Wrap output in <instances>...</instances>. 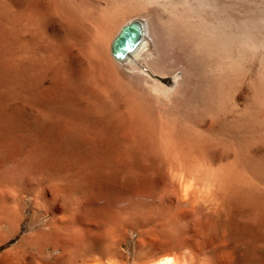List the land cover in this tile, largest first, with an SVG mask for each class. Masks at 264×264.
I'll return each instance as SVG.
<instances>
[{"label":"rangeland","instance_id":"obj_1","mask_svg":"<svg viewBox=\"0 0 264 264\" xmlns=\"http://www.w3.org/2000/svg\"><path fill=\"white\" fill-rule=\"evenodd\" d=\"M112 1L106 10L117 17L116 29L107 36L111 38L125 21L137 13L146 16L153 7L144 8L137 0ZM76 2L82 5L81 0ZM55 5V0H0V264L27 263L45 253L47 240L65 243L76 264H103L108 257L119 264H152L173 254L186 256L189 264H264V176L253 179L244 173L240 152L232 142L218 141L222 158L212 164L204 149L208 143L167 105L155 102L145 110L140 101L130 105L129 94L137 95L139 88L134 75L110 55L111 38L98 49L92 22L68 21L53 12ZM35 12L45 18L44 31H38L32 21ZM93 62L100 66V85L78 90L74 82L79 66ZM114 79L126 86L122 93L117 92ZM141 115L160 137L157 144L135 145L147 135L135 122ZM200 167L215 171L224 196L250 185L244 194L250 200L248 216L242 201L233 203V210L225 208L214 228L181 202V220L186 225L182 235L167 224L162 212L152 213V223L142 222L144 229L156 233L142 235L125 232L108 218L118 210L115 192L123 187L129 171H145L155 180L159 184L153 189L155 197L161 195L163 181L172 182L166 191L176 199L181 176L182 182L197 173L202 178L206 172L201 174ZM207 187L209 196L190 188L187 198H201L210 207L215 187ZM72 212L84 215L81 223L74 221V237L40 234L60 225ZM160 229L181 240V247H167ZM205 231L219 242L216 254L201 245ZM119 232L125 236L121 245L113 235ZM48 253L58 251L49 248Z\"/></svg>","mask_w":264,"mask_h":264},{"label":"bare ground","instance_id":"obj_2","mask_svg":"<svg viewBox=\"0 0 264 264\" xmlns=\"http://www.w3.org/2000/svg\"><path fill=\"white\" fill-rule=\"evenodd\" d=\"M81 1L80 6L76 0H55L53 12L72 22L89 19L93 24L95 34L92 33L97 39L98 49L103 48L105 40L111 38L107 36H110L109 31L115 27L117 18L106 12L110 2L106 0L102 5L94 0ZM137 2L144 8L150 4L153 7L147 11L146 16L134 12L137 16L123 21L112 36L109 47L110 55L124 71L134 75L133 82L139 88L137 95L129 94L130 105L140 101L144 104L143 110L150 108L155 102L165 104L163 107L167 105L171 111L177 112L183 123L191 126L196 133L198 132V136L208 143L204 149L212 164L222 158V153H217L216 149L218 141L232 142L240 152L244 173L253 179L259 175L264 176V152H261L264 151V0H137ZM31 18L38 31L45 30L43 14L35 12ZM134 19L139 21L142 28L140 40L134 49L116 58L111 52L112 43L121 28ZM77 74L74 86L78 90H83L87 85L95 88L101 83L99 63L81 64ZM114 86L119 93L126 87L118 79H114ZM156 108L161 110V107ZM218 110L220 113H215ZM144 116L139 117L140 121H135L147 134L137 141L135 145L138 147L155 145L160 138L153 130H149ZM208 116L212 117L210 121L207 120ZM256 145L261 147L257 149ZM259 153L262 155L255 158ZM198 170L201 174L205 171L204 167ZM213 171H205L206 175L204 173L202 178H198L197 173L183 182L181 176L179 197L176 199L170 197L166 191L172 182L163 181L161 195L155 197L153 189L159 184L145 171H129L123 187L115 192L118 210L110 213L108 218L116 220L125 232L137 231L142 235L144 232L156 233L150 231L151 229H144L142 222L152 223V213L162 212L167 216V224L172 223L176 234L182 235L186 225L181 220V202L190 207L188 211L195 209L200 217L205 219L207 226L211 223L214 224V228L225 208L230 207L233 210V203L242 201L244 205L242 211L248 216L250 200L244 197V194L251 190L250 185L243 184L239 192L230 190L224 196L221 194L217 174ZM207 185L215 187V189L212 187L214 191L212 197L210 196L213 198L210 207L209 205L205 207L204 203L199 201L201 198L199 200L187 198L186 201L183 199L185 195H189L190 188L201 192L208 188ZM124 211L126 216L122 215ZM83 218V214L76 215L72 212L68 219L60 220L61 223L59 221L60 225H51L48 231H40V234L46 237L54 234L74 237V221L81 223ZM160 231L165 237L164 243L167 247H181V240L171 237L163 229ZM113 235L119 245L125 241V236L123 237L120 232ZM202 238L201 245L208 246L209 252L216 254L219 242L214 241L207 231L203 232ZM42 247L40 246L41 249ZM44 248V254L32 256L25 264L77 263V258L73 257L65 243L47 240ZM49 248L58 251V254H49Z\"/></svg>","mask_w":264,"mask_h":264},{"label":"water","instance_id":"obj_3","mask_svg":"<svg viewBox=\"0 0 264 264\" xmlns=\"http://www.w3.org/2000/svg\"><path fill=\"white\" fill-rule=\"evenodd\" d=\"M141 30V25L136 19L126 23L112 43L113 56L120 58L134 49L140 40Z\"/></svg>","mask_w":264,"mask_h":264},{"label":"clouds","instance_id":"obj_4","mask_svg":"<svg viewBox=\"0 0 264 264\" xmlns=\"http://www.w3.org/2000/svg\"><path fill=\"white\" fill-rule=\"evenodd\" d=\"M191 186L190 184L188 185ZM204 194L210 195V190H201ZM187 200V195L184 197ZM187 251V250H185ZM103 264H119V261L115 257H108L103 261ZM152 264H189V258L181 254L165 255L157 259L152 260Z\"/></svg>","mask_w":264,"mask_h":264}]
</instances>
